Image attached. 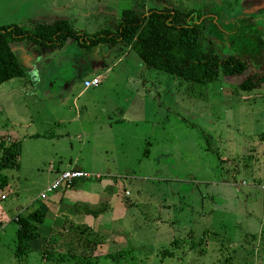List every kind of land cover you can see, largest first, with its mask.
I'll use <instances>...</instances> for the list:
<instances>
[{
	"label": "rangeland",
	"instance_id": "rangeland-1",
	"mask_svg": "<svg viewBox=\"0 0 264 264\" xmlns=\"http://www.w3.org/2000/svg\"><path fill=\"white\" fill-rule=\"evenodd\" d=\"M205 5L217 24L205 28L204 41L250 61L244 76L264 71V42H255L264 41V0H0V25L65 18L92 33L115 29L124 8ZM32 45L11 44L25 76L0 84V139L13 131L23 143L21 167L7 171L8 199L0 201V264H64L65 256L80 264L86 255L93 264H264V83L244 92L236 87L243 75L181 82L147 69L124 44ZM95 75L101 83L83 90L84 77ZM76 153L91 174L116 176L109 178L130 207L113 224L125 251L117 261L102 256L107 248L95 258L85 240L95 238L77 234L82 242L69 256L62 242L45 244L38 234L18 261L15 218L32 211L25 208L54 179L49 164L66 169ZM176 238L188 242L176 251L181 260L161 259Z\"/></svg>",
	"mask_w": 264,
	"mask_h": 264
},
{
	"label": "trees",
	"instance_id": "trees-1",
	"mask_svg": "<svg viewBox=\"0 0 264 264\" xmlns=\"http://www.w3.org/2000/svg\"><path fill=\"white\" fill-rule=\"evenodd\" d=\"M210 23L213 26L217 24L216 15L211 6L205 5L202 9L185 11L167 6L149 7L146 11L124 8L115 29L101 28L92 33L78 30L65 18L34 21L27 27L17 23L3 24L0 25V84L25 76L11 47L14 42L24 41L50 50L63 49L73 43L85 49L124 44L136 52L147 69L168 73L181 82L207 85L223 76H242L250 70L251 62L239 53L220 55L211 44L204 41V30ZM255 39L257 46L262 47V38L255 36ZM262 71H250L246 76L243 75L236 85L237 89L249 92L260 88L264 83ZM7 141L0 139V190L9 181L4 172L20 168L21 142ZM44 215L37 208L17 216L15 253L18 257V253L28 252L29 241L38 238L36 225L43 222ZM186 241L173 239L171 247H164L161 255H158L161 259L181 260L175 254L181 243L188 244ZM189 247L194 248L193 245ZM86 256L80 264L92 263L89 259L92 256Z\"/></svg>",
	"mask_w": 264,
	"mask_h": 264
},
{
	"label": "crops",
	"instance_id": "crops-1",
	"mask_svg": "<svg viewBox=\"0 0 264 264\" xmlns=\"http://www.w3.org/2000/svg\"><path fill=\"white\" fill-rule=\"evenodd\" d=\"M86 78L88 77H84V79ZM116 121H121V119H117ZM16 140H18L16 134L12 131L10 133L9 141ZM21 145L22 148L19 158L20 167L22 163L23 143ZM145 155L149 157L150 153H148L147 151ZM58 156L61 157L60 155L55 154L52 159H56L58 158ZM74 158L76 159L75 163L70 164V167L66 169L61 170L59 166L49 164L47 171L54 176V179L60 172L68 170L71 167L80 169L82 171L87 170L86 172L91 174V170L87 168V165L81 163V159L79 158L78 153L75 154ZM53 162L55 163L57 161L54 160ZM81 165L84 169H86H82L80 167ZM7 171L8 170H6L4 173L7 174ZM92 176H94L95 179H75L72 181V184L68 188L55 190L52 193H49L45 199H40V193L43 192L45 187L50 184L54 180L53 179L51 182L49 181L44 186V188L39 191V193L35 197V200L25 209L39 208L44 212V220L43 222L38 223L40 226L37 227V232L39 234L40 239L45 241V244H47V241H53L57 239L59 242H62L60 243V250L58 249L59 251H62L64 253L66 251H70L69 256H76V252H73V250H75L76 247H79L77 246V242L81 243L82 237H80V239L75 237L73 238V235L87 234V236L91 235V238H95L88 239L87 237L85 239L86 241H91V249L93 250V252L95 250L93 257L99 258L97 255L99 254L97 253L98 250L107 248L108 251L102 256L107 258L110 257L113 261H117L119 260L117 259L119 254L125 251V247L120 246L125 245L127 243V239L125 241V239H122L124 237H119L120 235H116V233L114 232L113 224L116 221H119L120 219L124 218L125 212L128 213L130 209V207L128 206L129 203L122 199V197L124 196L122 191H117V188L115 187L117 184V180L110 179L116 176H109L110 178L108 177V179H101L100 173H92L91 177ZM8 185L9 181L8 184L4 187V189L0 190V195L8 194L5 191ZM123 192H125V190ZM126 194L129 195V192L127 190ZM5 196V199L1 201H6L8 199V196ZM35 202L38 203L36 207H34ZM21 208L22 210H25L23 206ZM44 209L46 211H44ZM46 217L47 221H45ZM110 228H113V230H110ZM119 240L121 241V243H115L119 242ZM86 243L87 242H85V244ZM30 253L26 255L27 258L31 257L32 254ZM66 258H68V256L62 258V263L68 264L69 261H72L67 260ZM16 259L18 260L17 255ZM91 264H93V262ZM96 264H98V262Z\"/></svg>",
	"mask_w": 264,
	"mask_h": 264
},
{
	"label": "built area",
	"instance_id": "built-area-1",
	"mask_svg": "<svg viewBox=\"0 0 264 264\" xmlns=\"http://www.w3.org/2000/svg\"><path fill=\"white\" fill-rule=\"evenodd\" d=\"M101 83V76L96 75L93 76L90 79H84L83 80V88L89 89L93 87H97ZM91 177V174H89L86 171H82L80 169H68L60 172L56 178L48 184L43 192L40 193L39 197L40 199H45L49 193H52L55 190L65 189L68 188L72 181L79 178H89ZM97 178V177H96ZM244 184V182H243ZM261 189L264 192V179L261 181ZM5 195H0V201L5 199ZM17 220V217L15 218Z\"/></svg>",
	"mask_w": 264,
	"mask_h": 264
}]
</instances>
